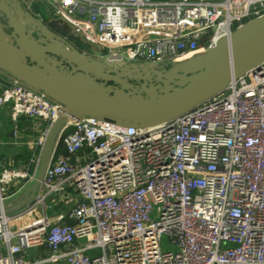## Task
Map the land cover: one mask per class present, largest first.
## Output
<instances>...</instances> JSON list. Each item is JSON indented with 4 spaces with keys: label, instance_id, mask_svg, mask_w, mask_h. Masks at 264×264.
<instances>
[{
    "label": "built area",
    "instance_id": "built-area-1",
    "mask_svg": "<svg viewBox=\"0 0 264 264\" xmlns=\"http://www.w3.org/2000/svg\"><path fill=\"white\" fill-rule=\"evenodd\" d=\"M30 1L69 28L65 39L82 38L110 63L164 67L206 53L264 15V0ZM7 75L0 107L14 121L47 127L28 144L36 150L33 172L0 171V264H264V63L160 126L70 121L32 202L9 213L8 187L34 183L63 112L45 92ZM61 145L73 161L59 154ZM70 188L81 200L52 221L48 200H71ZM164 237L177 251L162 249ZM43 247L45 257L23 255Z\"/></svg>",
    "mask_w": 264,
    "mask_h": 264
},
{
    "label": "water",
    "instance_id": "water-1",
    "mask_svg": "<svg viewBox=\"0 0 264 264\" xmlns=\"http://www.w3.org/2000/svg\"><path fill=\"white\" fill-rule=\"evenodd\" d=\"M263 63L264 15L219 38L206 53L150 69L90 57L19 0H0V70L45 92L63 112L50 128L36 180L6 212L32 202L57 137L71 118L90 117L134 129L160 126L224 92L234 79Z\"/></svg>",
    "mask_w": 264,
    "mask_h": 264
},
{
    "label": "crops",
    "instance_id": "crops-1",
    "mask_svg": "<svg viewBox=\"0 0 264 264\" xmlns=\"http://www.w3.org/2000/svg\"><path fill=\"white\" fill-rule=\"evenodd\" d=\"M23 5L31 12L30 6L35 4L30 0H24ZM30 1V2H29ZM32 13V12H31ZM54 24V23H53ZM55 25V24H54ZM58 29V28H57ZM7 73L0 70V94L2 91V81L7 78ZM47 124L38 119H30L21 117L14 121L10 116L9 107H0V171L5 169L26 170L30 169L33 172L32 158L36 153L35 149H29L28 144L36 141L43 131L46 129ZM59 154L69 157L73 161V156L69 155L65 146L59 147ZM32 184H27L24 180H15L7 190L10 198L5 202L8 209L15 207L23 198L26 191ZM71 193V200L64 203H59L55 197H50L48 200L51 208L48 211V216L52 221H56L61 213H67L71 207L81 200L73 189H69ZM39 215L28 217L25 219L24 224L32 223L37 220ZM74 223V221H71ZM49 254L47 247L41 249H32L25 251L23 255L27 259H34V257H45ZM65 264V263H62Z\"/></svg>",
    "mask_w": 264,
    "mask_h": 264
},
{
    "label": "rangeland",
    "instance_id": "rangeland-1",
    "mask_svg": "<svg viewBox=\"0 0 264 264\" xmlns=\"http://www.w3.org/2000/svg\"><path fill=\"white\" fill-rule=\"evenodd\" d=\"M23 2H25V1L22 0V3ZM33 14H35L38 18L42 19L46 24H48L50 26V28H52L53 30L58 32L60 35L63 36V34H66L67 31L69 32L68 27H64L63 29H59L53 21V16L50 14V12L46 8L43 7V5L39 4V2L35 4V9L33 11ZM66 26H68V25H66ZM68 40H69V43H71L72 45H74L75 47L80 49L82 52L86 53L88 56L96 57L98 59L100 58L101 52L98 49L93 48L92 45L86 43L82 38L72 36ZM102 59H103V57H102ZM137 65L145 67V68H150V69L155 67V66H158L159 69L165 68L162 65H155V64L149 63V62H143V63L137 64ZM162 249L164 251H174V252L177 251V248L172 247L169 239L166 237L163 238Z\"/></svg>",
    "mask_w": 264,
    "mask_h": 264
},
{
    "label": "flooded vegetation",
    "instance_id": "flooded-vegetation-1",
    "mask_svg": "<svg viewBox=\"0 0 264 264\" xmlns=\"http://www.w3.org/2000/svg\"><path fill=\"white\" fill-rule=\"evenodd\" d=\"M20 1V3L23 5V3H22V0H19ZM24 6V5H23ZM25 7V6H24ZM3 20V22L5 23L6 22V20L4 19V18H2Z\"/></svg>",
    "mask_w": 264,
    "mask_h": 264
},
{
    "label": "bare ground",
    "instance_id": "bare-ground-1",
    "mask_svg": "<svg viewBox=\"0 0 264 264\" xmlns=\"http://www.w3.org/2000/svg\"><path fill=\"white\" fill-rule=\"evenodd\" d=\"M186 59H188V58H184V60H186ZM70 121H74V119H73V118H71V119H70Z\"/></svg>",
    "mask_w": 264,
    "mask_h": 264
},
{
    "label": "trees",
    "instance_id": "trees-1",
    "mask_svg": "<svg viewBox=\"0 0 264 264\" xmlns=\"http://www.w3.org/2000/svg\"><path fill=\"white\" fill-rule=\"evenodd\" d=\"M59 151V150H58Z\"/></svg>",
    "mask_w": 264,
    "mask_h": 264
}]
</instances>
